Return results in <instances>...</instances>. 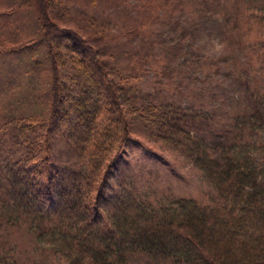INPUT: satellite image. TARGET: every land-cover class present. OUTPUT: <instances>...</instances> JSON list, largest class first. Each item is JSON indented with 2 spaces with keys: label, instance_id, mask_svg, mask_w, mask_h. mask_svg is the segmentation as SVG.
<instances>
[{
  "label": "trees",
  "instance_id": "16d2710c",
  "mask_svg": "<svg viewBox=\"0 0 264 264\" xmlns=\"http://www.w3.org/2000/svg\"><path fill=\"white\" fill-rule=\"evenodd\" d=\"M66 1L0 0V56L12 58V87L22 84L40 42L51 65L37 67L39 73L50 72L44 113L19 112L23 101L17 97L10 110H0V264H19L4 233L18 221L63 264H131L138 256L172 264H264L260 100L233 118L229 133L218 138L195 133L209 116L165 105L151 94L141 100L132 81L144 71L142 65L134 68L136 74L126 71L103 58L105 48L53 21L49 11L59 19L55 11ZM240 1L264 6V0ZM28 12L37 15L40 42L35 35L19 39ZM8 28L13 45L5 49ZM59 38L70 42L62 43V50L54 43ZM5 78L0 77L1 92H9ZM138 118L199 168L215 190L211 203L183 196L153 203L123 186L113 188L110 177L137 132ZM57 143L73 153L66 160L71 162L62 164L63 154L54 152Z\"/></svg>",
  "mask_w": 264,
  "mask_h": 264
},
{
  "label": "rangeland",
  "instance_id": "374dc122",
  "mask_svg": "<svg viewBox=\"0 0 264 264\" xmlns=\"http://www.w3.org/2000/svg\"><path fill=\"white\" fill-rule=\"evenodd\" d=\"M53 11L49 15L61 27L74 29L92 45L105 48L104 59L109 57L111 63L118 62L135 74L134 68L144 67L132 81L137 88L134 95H139L141 100L151 94L165 105L168 102L185 112L192 107L204 117L209 116L200 120L195 133H211L216 138L221 132L229 133L233 118L252 111L253 103L259 100L263 115L264 6L259 8L240 0H67L55 11L59 19ZM25 14L29 16L19 39L26 41L35 35L40 42L41 35L35 27L36 13ZM55 36L58 34H53V39ZM11 37L12 30L8 28L5 49L13 45ZM54 43L62 50V43L70 42L59 38ZM39 44V52L30 57L34 63L26 74L22 73L19 87L18 83L12 87L11 56H0V77L7 76L9 85V92L0 91L2 112L11 109L10 102L15 97L19 103L23 101L19 112H45L48 99L43 94L47 81H51L50 72L39 73L37 69L51 65H46L43 42ZM255 94L259 96L253 101ZM141 120L136 119L137 132L131 134L123 161L110 177L113 188L123 186L138 199L153 203L173 196L191 197L202 205L211 203L215 190L199 168L180 149L144 129ZM55 145L54 152L63 154L62 164L71 162L66 160L70 159L69 153L73 158V153L61 143ZM4 233L19 264H63L45 246L35 243L24 222L14 223ZM131 264L172 263L138 256Z\"/></svg>",
  "mask_w": 264,
  "mask_h": 264
}]
</instances>
